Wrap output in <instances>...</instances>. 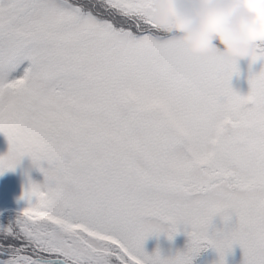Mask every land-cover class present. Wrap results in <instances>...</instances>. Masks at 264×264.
Masks as SVG:
<instances>
[{"label": "snow or ice", "instance_id": "1", "mask_svg": "<svg viewBox=\"0 0 264 264\" xmlns=\"http://www.w3.org/2000/svg\"><path fill=\"white\" fill-rule=\"evenodd\" d=\"M145 3L0 0V174L27 155L44 177L0 224V264H193L209 247L226 264L234 244L264 264V46L241 95L236 61L187 55ZM181 231L183 251L145 252Z\"/></svg>", "mask_w": 264, "mask_h": 264}, {"label": "clouds", "instance_id": "2", "mask_svg": "<svg viewBox=\"0 0 264 264\" xmlns=\"http://www.w3.org/2000/svg\"><path fill=\"white\" fill-rule=\"evenodd\" d=\"M145 8L154 28L175 36L189 56L237 62L264 46V0H146Z\"/></svg>", "mask_w": 264, "mask_h": 264}, {"label": "rangeland", "instance_id": "3", "mask_svg": "<svg viewBox=\"0 0 264 264\" xmlns=\"http://www.w3.org/2000/svg\"><path fill=\"white\" fill-rule=\"evenodd\" d=\"M239 68V75H233L230 84L233 90L237 91L241 95H246L249 91V85L247 82V77L249 74V59L237 61ZM261 68V63L258 61L251 66L252 72H258ZM9 149V144L3 133H0V156L4 155ZM34 163L27 156H22L18 163L15 165L12 170H5L0 177V189L4 195H10L17 200L19 199L23 187L26 186L28 180L35 181L34 178ZM41 167H47L46 162H41ZM41 173V172H40ZM42 181L44 179L43 175ZM213 225L217 228L222 226L221 218L216 216L212 221ZM187 242V237L184 233L178 232L173 236L171 240L167 239L166 236L161 233L159 236L153 235L149 236L143 244L145 252L151 255L155 250H159L162 256H172L175 255L177 251H183ZM196 257V258H195ZM193 259V264H214L217 261L218 256L215 250L211 247L202 250L197 256ZM243 254L239 245H233L230 253H227L225 256L226 264H242Z\"/></svg>", "mask_w": 264, "mask_h": 264}, {"label": "trees", "instance_id": "4", "mask_svg": "<svg viewBox=\"0 0 264 264\" xmlns=\"http://www.w3.org/2000/svg\"><path fill=\"white\" fill-rule=\"evenodd\" d=\"M0 177H4V175L0 174ZM34 178L37 183L43 182L41 173L36 165H34ZM14 200L17 199L7 194L4 195L0 189V224L7 223L14 219L17 212L25 206L24 201L20 202Z\"/></svg>", "mask_w": 264, "mask_h": 264}]
</instances>
